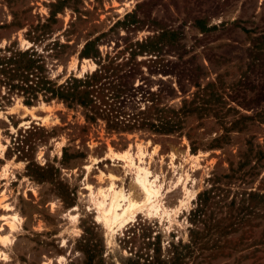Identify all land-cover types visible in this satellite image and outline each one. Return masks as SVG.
I'll return each mask as SVG.
<instances>
[{
    "label": "rangeland",
    "instance_id": "rangeland-1",
    "mask_svg": "<svg viewBox=\"0 0 264 264\" xmlns=\"http://www.w3.org/2000/svg\"><path fill=\"white\" fill-rule=\"evenodd\" d=\"M54 2L0 0L2 50L33 47L43 56L49 78L59 84L92 71L97 59L80 58L79 52L87 40L98 38L102 59L115 54L125 60L134 49L130 82L162 89L163 102L178 107L191 98L197 88L187 82L181 92L176 83L187 70L201 86L210 83L220 101L208 98L210 111L186 119L188 139L138 128L109 130L101 119L86 121L80 106L47 101L41 94L28 105L22 94L10 93L0 108V146L7 149L0 156V264H87L86 251L94 256L92 264H142L156 253L166 260L179 240L192 243L185 264H264V200L242 195L264 194V121L255 116L264 109V41L259 38L264 36V0H69L51 6ZM134 8L142 20L138 27H112ZM51 10H58L54 17ZM170 27L182 33L177 42L166 41V35L156 38L161 28ZM145 39L142 51L135 48ZM169 86L176 92L170 93ZM6 92L1 86L0 94ZM239 114L254 118L241 119L230 139L214 146L222 127ZM24 120L29 122L19 127ZM140 149L143 163L158 175L164 204L175 208V219L138 213L110 241L95 218L86 185L96 192L113 173L121 178L117 185L139 193L132 170L107 153L129 150L137 160ZM244 155L250 160L239 166ZM20 160L25 164L14 162ZM230 164L243 176L225 185ZM182 171L188 175L186 185L198 192L214 182L220 186L199 220L180 205L182 184L175 182ZM70 205H77L71 213H79L78 221L70 218ZM13 213L18 219L10 227Z\"/></svg>",
    "mask_w": 264,
    "mask_h": 264
},
{
    "label": "trees",
    "instance_id": "trees-1",
    "mask_svg": "<svg viewBox=\"0 0 264 264\" xmlns=\"http://www.w3.org/2000/svg\"><path fill=\"white\" fill-rule=\"evenodd\" d=\"M68 1L56 0L51 6L58 4L64 6ZM143 2H138L136 5H141ZM135 10L134 8L130 12H127L122 19L114 22L112 27L119 26L121 23L132 28L138 27L136 23H141L142 20L138 19ZM56 12L58 10H51L50 17H54ZM199 22V29L205 31L207 29L205 21L199 19ZM181 34L178 28H161L156 38L166 35L164 37L166 41L172 42L173 44V42L178 41V37ZM259 38L264 41V36H260ZM97 41L98 38L87 40L79 52L80 58L94 57L97 59L96 62L94 61L97 67L93 71L84 73L82 76L70 75L64 82L59 84L49 78L46 73L43 56L37 53L33 47L26 49L5 47L3 50L0 47V89L1 86L7 89V95L0 94V108L2 107L3 101L8 100L12 92L16 91L22 94L24 96V102L28 105L36 101L39 98V94H41L47 101L58 99L63 101L68 107L80 106L83 109V115L86 121L96 122L98 119H101L105 122L106 129L109 130H131L138 128L158 134L178 133L179 137L184 134L188 139H191L189 133H183L186 119L193 113L202 115L210 111L211 108L208 106V98L214 97L215 100L220 101L219 94L209 88L210 83L201 86L192 75L193 72L187 70L188 73L185 72L182 76H178L179 78L176 83L181 92H186L185 83L188 82L194 85L197 89L193 92L191 98H183L181 105L178 107L163 102L162 89L150 90L144 88L143 83L134 85L130 82L129 78L132 76L131 72L133 69L131 70L132 67L129 62L134 60L136 54L134 49L130 50V56L125 60L118 61V57L115 54L113 56L107 54L102 59ZM146 42L147 40L145 39L144 42L142 40L134 46L135 48H139V51H142L141 48L144 47ZM150 49L155 50L153 48ZM90 50L93 53L89 52ZM185 75L187 77L183 79L182 77ZM185 79L186 82H184ZM169 92L175 93L176 90L174 87L169 86ZM140 102H144V105L140 106ZM233 110L235 109L233 108ZM235 112L239 113L238 110H235ZM215 115H217V112H215ZM255 116L259 117L260 122L264 121V109L257 111ZM243 118L251 119L254 117L253 115L243 116L239 114L238 118L230 122L229 126L224 125L222 127L224 133L214 138L216 142L214 146H220L224 142L223 140L230 139L229 132ZM192 149L193 146H191ZM248 160H250L248 156L244 155L243 161L239 162V166H243V163ZM251 168H255V165ZM229 170L230 172L223 176L226 179L225 185H229L232 180L242 179L241 176L243 175L239 167L235 168L233 164H230ZM216 182L219 183L220 181ZM217 189H220V186L214 182L209 188L201 192L199 191L195 197V207L193 206L194 208L192 207L190 209L189 214L198 217V220L202 218L212 206L213 195H215L214 191ZM243 194H247L249 198L258 197L264 200V194H254L252 192H243ZM240 200L243 203L245 202L244 198ZM233 202H235V198H232L230 201V203ZM242 208H244L243 205ZM193 221L196 222V219H193ZM191 245L189 243L181 244L179 240L177 245H173L174 250L166 260L161 259L159 253H156L151 259L147 255V258L144 259L142 264H185L184 259L189 255L192 249ZM153 251L155 252V248ZM86 254L89 259L87 264H92L94 256L87 251ZM135 264L140 263L136 261Z\"/></svg>",
    "mask_w": 264,
    "mask_h": 264
},
{
    "label": "bare ground",
    "instance_id": "bare-ground-1",
    "mask_svg": "<svg viewBox=\"0 0 264 264\" xmlns=\"http://www.w3.org/2000/svg\"><path fill=\"white\" fill-rule=\"evenodd\" d=\"M84 61L88 62V59H84ZM96 66L97 64L92 63V71ZM42 105H44V103ZM22 106L24 108H32V106ZM34 117L35 115H33L32 118L34 119ZM27 122H29V120H24L22 123H20L19 127ZM5 150L6 144L1 145L0 156L4 155ZM143 154L144 152L140 149L137 155V160H135L134 156L129 150H124L123 152L109 151L107 153L109 158L112 160L122 161V164L125 168L132 170L133 182L139 189V193H135L132 189L127 191L122 185H117L116 181L121 178H118V176L113 173L108 175L105 186L98 187L96 192L91 189V185H86V188L89 190L90 199L96 211L95 218L105 227L106 235L110 236V241L112 240L115 232L117 230H121L131 221H134L138 213L149 219L156 217L161 219L168 218L169 220L175 219L172 217V213H174V215L176 214L175 208H169L164 204L163 192L161 190L162 185L158 181V175H152V171H150L143 163ZM173 157L174 155L171 154V166H173ZM14 162L25 164L23 160ZM85 168L87 173H89L91 164H87ZM187 179L188 175L182 171L177 177L175 184H182L184 198L180 200V205L185 206L186 210L189 211L191 209L190 202L193 198H195L198 190L188 187L186 185ZM139 194L141 195V198L139 197ZM9 208L7 207L6 210ZM77 209V205L68 208L69 216L74 221H78L79 213L71 212L77 211ZM17 219L18 216L16 213L11 214L12 222H10L11 224L9 223L10 227H13V221ZM77 233H80L79 227L77 228Z\"/></svg>",
    "mask_w": 264,
    "mask_h": 264
}]
</instances>
